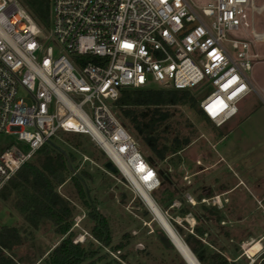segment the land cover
<instances>
[{
	"label": "built area",
	"instance_id": "built-area-1",
	"mask_svg": "<svg viewBox=\"0 0 264 264\" xmlns=\"http://www.w3.org/2000/svg\"><path fill=\"white\" fill-rule=\"evenodd\" d=\"M263 11L255 0H49L43 27L18 0H0V133L17 139L0 151V191L62 131L86 134L140 199L139 187L152 196L159 176L114 101L131 88L197 91L222 126L256 92L247 72L264 59Z\"/></svg>",
	"mask_w": 264,
	"mask_h": 264
},
{
	"label": "rangeland",
	"instance_id": "rangeland-1",
	"mask_svg": "<svg viewBox=\"0 0 264 264\" xmlns=\"http://www.w3.org/2000/svg\"><path fill=\"white\" fill-rule=\"evenodd\" d=\"M192 1L201 5L207 0ZM255 3L260 6L264 0ZM255 29L264 30V11L256 15ZM259 52L264 53V42L259 44ZM247 74L260 90L264 86V59L254 62ZM260 92L264 95V90ZM192 93L198 95L197 91ZM238 108L235 117L216 127L188 105L170 107V125L161 135L171 138L177 132L190 134L191 141L164 160L151 152L127 121L122 123L155 167L160 186L152 196L165 199L159 207L182 237L198 227L204 229L200 239L210 249L221 251L238 264L264 263V103L254 91L238 103ZM16 142L15 135L0 133V151ZM52 142L74 158L73 171L56 189L72 206L70 229L59 235L48 220L31 227L0 200V224L17 227L23 238L19 245L3 253H11L20 264H40L60 239L69 234L72 240L83 239L80 233L86 232L78 243L86 245L91 241L99 246L96 256L103 257L96 264H187L175 247L163 245L159 222L126 181L105 168L106 157L86 134L58 131ZM81 171L90 175L84 178L87 194L107 219L110 246L101 247L91 235L89 209L71 182V176ZM164 188L173 191L171 201L166 199ZM174 200L180 202L179 207L170 206ZM120 242L124 247L114 250L112 246ZM121 253H127V257H121Z\"/></svg>",
	"mask_w": 264,
	"mask_h": 264
},
{
	"label": "trees",
	"instance_id": "trees-1",
	"mask_svg": "<svg viewBox=\"0 0 264 264\" xmlns=\"http://www.w3.org/2000/svg\"><path fill=\"white\" fill-rule=\"evenodd\" d=\"M18 1L38 24L43 27L48 25L49 0ZM114 105L121 121L129 123L159 160L176 155L191 141L190 134L181 135L177 132L171 138L161 135L166 134L170 125L169 120L172 117L170 107L188 105L204 120L210 121L199 108L196 95L188 90L160 87L124 89L114 101ZM73 159L72 154L62 150L54 142L43 144L5 184L0 191V200L22 216L29 226L36 228L48 220L53 224L57 234L64 235L70 229L73 209L69 201L56 189L73 171L71 168ZM89 177L87 172L81 171L71 176V182L89 209L88 216L93 221L91 227L93 239L101 247L110 246L111 235L107 219L96 210L87 194L84 178ZM163 192H166L167 200L173 199V191L164 188ZM154 200L160 205L165 199L154 197ZM182 210L184 213L187 212V209ZM194 230V233L185 235L183 239L202 264H238L233 258H228L221 251L210 249L201 241L204 229L195 227ZM72 237L69 234L68 237L60 239L40 264H96L97 260L103 257L101 254L96 256L99 246H94L93 242L90 241L86 245L73 243ZM22 239L17 227L0 224V264H20L11 253L6 254L3 251H11ZM123 247L122 242L112 246L114 250ZM120 256L126 258L127 253H121ZM261 257L264 259V253ZM256 264L264 263L260 261Z\"/></svg>",
	"mask_w": 264,
	"mask_h": 264
},
{
	"label": "bare ground",
	"instance_id": "bare-ground-1",
	"mask_svg": "<svg viewBox=\"0 0 264 264\" xmlns=\"http://www.w3.org/2000/svg\"><path fill=\"white\" fill-rule=\"evenodd\" d=\"M140 196L153 216L162 227V231L170 238L173 247L181 254L187 264H202L192 252L190 247L184 241L183 237L179 234L173 224L169 221L163 210L159 207L153 197L143 188L139 187Z\"/></svg>",
	"mask_w": 264,
	"mask_h": 264
},
{
	"label": "water",
	"instance_id": "water-1",
	"mask_svg": "<svg viewBox=\"0 0 264 264\" xmlns=\"http://www.w3.org/2000/svg\"><path fill=\"white\" fill-rule=\"evenodd\" d=\"M104 166H105V168H106L107 170H109V171L112 172V173H116V172H117V170H116V168L114 167V165H113L110 161H108V160L104 163ZM159 239H160V241L163 243L164 246H166V247H173V243H172V241H171L170 238L166 235L165 232L161 231V232L159 233Z\"/></svg>",
	"mask_w": 264,
	"mask_h": 264
},
{
	"label": "crops",
	"instance_id": "crops-1",
	"mask_svg": "<svg viewBox=\"0 0 264 264\" xmlns=\"http://www.w3.org/2000/svg\"><path fill=\"white\" fill-rule=\"evenodd\" d=\"M255 88H256V86H255ZM260 90H264V86L260 87ZM260 90L258 88H256V93H257V95L259 94L260 96H262V98L264 99V95L260 92Z\"/></svg>",
	"mask_w": 264,
	"mask_h": 264
}]
</instances>
